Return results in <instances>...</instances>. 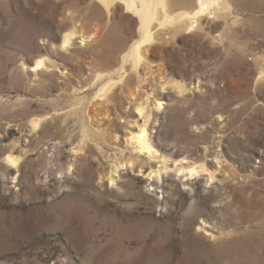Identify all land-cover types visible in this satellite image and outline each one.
<instances>
[{
  "label": "rangeland",
  "instance_id": "1",
  "mask_svg": "<svg viewBox=\"0 0 264 264\" xmlns=\"http://www.w3.org/2000/svg\"><path fill=\"white\" fill-rule=\"evenodd\" d=\"M94 3L0 0V264H264V0H230L198 32L156 27L163 51L148 53L140 80L94 37L112 23L135 37L136 20L125 9L111 20ZM74 23L86 42L65 51ZM43 58L53 71L34 70ZM92 63L125 75L107 98ZM147 96L159 114L155 156L130 142L134 103ZM217 150L221 170L208 156ZM204 159L215 183L191 191L173 168ZM163 162L172 177L152 187Z\"/></svg>",
  "mask_w": 264,
  "mask_h": 264
},
{
  "label": "bare ground",
  "instance_id": "2",
  "mask_svg": "<svg viewBox=\"0 0 264 264\" xmlns=\"http://www.w3.org/2000/svg\"><path fill=\"white\" fill-rule=\"evenodd\" d=\"M95 1H97V3L93 4V10H100V14H104L111 20L119 16L122 9H125L127 13L136 20V25L139 28V31L135 37H127V32L119 29L120 27L115 23L108 25L106 28H99L94 37L96 40L101 39L100 42H110L113 46V50L122 55L121 59L124 64H127V62L131 64L132 70L139 80L141 79V68L145 69V67H147L146 61L148 58V53L153 54L163 51L160 43H158L157 32L155 31L156 27H159L161 31L173 30L175 34L174 37H176L179 33L198 32L205 23L204 21H206V23L208 22L209 24H212L217 18H223V11L227 13L231 12L230 0H185L186 4L184 6H181V4L177 5L173 3L172 0ZM86 32L87 31L84 29V27L78 23H74L70 28L65 29V32H63L61 37L62 49L65 51L74 49L75 44H77L75 43L77 37H79L82 42L78 44L85 43ZM82 62L85 63V61ZM102 62L103 64H110V62L107 61ZM93 65L94 64L92 63V66ZM55 67V63L49 61L48 64L45 58H43L36 61L34 70L36 72L43 69H49V71H53ZM93 67L95 71L93 72L92 79L95 80V82H103L105 77L108 79V81H106V83L100 87L97 94V96L101 99L107 98L112 90L118 85V83L124 81L125 75H120L115 81L113 76H104L103 71H98L95 66ZM67 75L70 77V72L67 73ZM165 75L167 80L170 79L173 81L172 86L178 93L184 94L187 92L188 87L186 82H175L173 78H171L172 75L167 72ZM149 100L150 97L147 96L134 103V107L139 113L138 118L140 119L141 124L138 127V131L131 136L130 142L139 149L140 153H146L149 156H155L156 148L152 129L155 123L158 121L159 114H154ZM154 105L158 111H161L162 104L159 103L157 105L154 103ZM39 124L40 121H33L35 128H37ZM218 147H221V143ZM209 155L214 156L216 159L214 166H221L220 170L224 168L226 160L222 151L217 150V152H211L208 154V156ZM261 155L264 156V153ZM132 158L135 161L130 163V167L133 170L135 168H140L141 163L139 159L135 156ZM6 160L12 168L17 169L20 164V159L13 155L7 156ZM167 165V162H163L161 169L156 171L157 177L155 175L153 177L150 176L151 180L153 179L150 186L157 187L162 179L165 181V177H172ZM260 168H262V166L256 169ZM173 172L175 173V177L178 176L184 178L186 182L184 184L185 187H189L191 191L200 182L199 180L202 179L201 183L206 182V184L213 185L215 183L214 180H216L217 177L215 170H213V164L207 159L196 161L192 164H189L188 166H184V164L181 163L177 164L174 166ZM163 173H166V176L161 177ZM231 174L233 177L239 179V177H236L233 171H231ZM220 183H223L226 187H228L227 183L223 182L222 180H220ZM203 230H205V228H203Z\"/></svg>",
  "mask_w": 264,
  "mask_h": 264
}]
</instances>
